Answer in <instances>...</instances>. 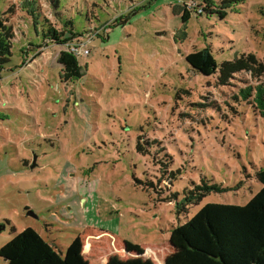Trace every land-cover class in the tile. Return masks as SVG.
<instances>
[{"label":"rangeland","instance_id":"obj_1","mask_svg":"<svg viewBox=\"0 0 264 264\" xmlns=\"http://www.w3.org/2000/svg\"><path fill=\"white\" fill-rule=\"evenodd\" d=\"M227 1L0 0L13 33L0 72V248L32 228L62 253L79 237L86 264H166L171 228L260 190L264 123L253 92L243 101L240 91L264 85V72L219 80L185 61L208 48L219 64L248 54L264 63V0L233 4L224 20L194 14ZM49 27L89 33L80 80L61 79L64 49L44 40ZM202 179L224 192L177 215Z\"/></svg>","mask_w":264,"mask_h":264},{"label":"trees","instance_id":"obj_2","mask_svg":"<svg viewBox=\"0 0 264 264\" xmlns=\"http://www.w3.org/2000/svg\"><path fill=\"white\" fill-rule=\"evenodd\" d=\"M241 1L228 0L227 3H223L225 5L222 8L213 3L205 7L198 6L194 14L215 15L224 20L227 17V10ZM57 2L58 0H50L53 7H56ZM172 13L180 16L183 24L190 19V12L181 6L173 7ZM3 15H0V72L9 62L11 53L7 45L11 44L13 38L12 29ZM42 36L48 44L62 46L64 49L57 59L61 67V79L66 83L80 80L84 73L78 63L79 58L67 53L65 46L89 38V33L78 34L70 31L65 37L49 27L46 32H42ZM185 61L204 77L219 72V80H224L230 73L237 71L247 70L258 75L264 72V63H260L252 54L219 64L211 51L204 48L187 55ZM252 92L253 106L264 123V85L242 89L240 91L242 100L251 98ZM1 118L2 115L0 120ZM135 151L144 152L138 141L135 143ZM255 176L261 188L245 205L207 203L192 218L171 228L168 239L171 252L166 264H264V166L258 168ZM219 192H224V189L218 184L200 180L199 184L187 191L176 205L177 215L183 207L196 204L207 195ZM0 258L6 264H86L79 237L74 238L62 253L49 245L32 228L24 229L3 245L0 248ZM107 264L153 263L143 258H113Z\"/></svg>","mask_w":264,"mask_h":264},{"label":"built area","instance_id":"obj_3","mask_svg":"<svg viewBox=\"0 0 264 264\" xmlns=\"http://www.w3.org/2000/svg\"><path fill=\"white\" fill-rule=\"evenodd\" d=\"M90 38L86 40H81L80 42H75V43H68L65 46V51L67 53H70L74 55L75 57H82V56H87L89 54L88 50L86 49L87 42L89 41Z\"/></svg>","mask_w":264,"mask_h":264},{"label":"water","instance_id":"obj_4","mask_svg":"<svg viewBox=\"0 0 264 264\" xmlns=\"http://www.w3.org/2000/svg\"><path fill=\"white\" fill-rule=\"evenodd\" d=\"M32 167H34V165ZM26 214H27V216H31V217L33 216V213L31 211H27Z\"/></svg>","mask_w":264,"mask_h":264}]
</instances>
